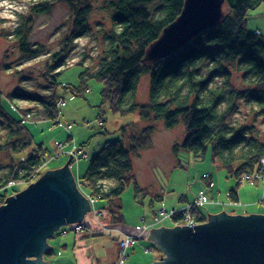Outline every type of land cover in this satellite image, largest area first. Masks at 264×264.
Returning a JSON list of instances; mask_svg holds the SVG:
<instances>
[{
    "label": "trees",
    "instance_id": "16d2710c",
    "mask_svg": "<svg viewBox=\"0 0 264 264\" xmlns=\"http://www.w3.org/2000/svg\"><path fill=\"white\" fill-rule=\"evenodd\" d=\"M91 1L42 0L20 15L13 29L15 44L29 52L27 40L34 17L51 13L58 4H64L69 12L60 47L47 56L41 73L45 91L34 93L21 87L5 96L0 90V117L7 120L4 137L0 138V206L19 191L18 182L32 180L44 163L41 145L24 153L33 144L26 122L57 118L56 102L61 98L55 91L57 77L66 69L64 60L74 41L90 30ZM262 2L223 0V15L216 25L203 29L174 53L149 59L147 48L177 18L184 0L105 1L110 25L103 30L95 68L90 71L77 62L85 68L79 83L63 87L74 95H83L88 91L86 81L94 78L102 83L101 103H107L113 113H135L139 118L120 126L121 139L105 141L78 178L88 194L106 201L110 223H123L120 196L126 185L132 182L135 193L140 192L134 180L132 157L150 146L157 122L166 129L178 123L184 125L182 140L171 147L174 154L184 150L202 159L210 149L212 159L235 180V187L228 191L233 199L238 196L240 175L260 166L264 131H259L254 121L264 118V37L246 28V18ZM30 52L31 57L36 56ZM233 70L240 74V85L234 83ZM143 75H148L147 98L140 101L137 91ZM14 96L31 100L33 105H11ZM242 107L245 117L233 120V114ZM98 115L104 122L102 109ZM70 164H74L73 160ZM10 182L15 184L9 186ZM202 207L194 211L195 220L201 223L206 222Z\"/></svg>",
    "mask_w": 264,
    "mask_h": 264
},
{
    "label": "rangeland",
    "instance_id": "374dc122",
    "mask_svg": "<svg viewBox=\"0 0 264 264\" xmlns=\"http://www.w3.org/2000/svg\"><path fill=\"white\" fill-rule=\"evenodd\" d=\"M41 1L0 0V90L5 96L20 90L21 87L26 88L24 91L32 90L34 93L46 89L43 87L45 84L41 73L45 70L47 56L60 47L61 37L68 25L69 12L66 6L58 4L51 13L34 17L27 40L29 52H23L13 39V29L19 24L20 15L26 14L32 5ZM105 1H91L90 30L74 41L65 57L63 67L66 69L57 77L58 86L55 91L66 103L56 102L59 110L57 118L26 122L33 144L24 153H30L33 147L41 145L44 164L32 180L16 184L19 191L37 181L47 170L60 168L66 163L68 156L61 153L57 146L59 142L64 144V152L75 145L81 147L87 155L74 164H69V170L77 181L79 176L85 173L89 159L100 150L105 141L121 139L118 132L120 126L139 121L135 113H113L107 103H101L102 83L94 78L86 81L88 91L83 95H74L63 87L64 84L77 85L80 73L85 70L84 66L90 71L95 68L96 56L101 52L103 44V30L108 29L110 25L109 13L104 9ZM246 28L259 30L264 36V2L249 11ZM30 51H34L36 56L31 57L33 55ZM79 61L84 66L77 64ZM234 83L241 84L240 74L235 71ZM147 88L148 75H143L137 91L140 101L146 100ZM14 103L21 107L33 105L31 100L19 96L13 97L10 104ZM100 109L104 112V122L98 115ZM245 115V108L242 107L241 111L234 113L232 117L233 120L242 121ZM0 118L2 140L7 120ZM254 124L259 131H264L262 116L258 117ZM67 125L71 127L69 130L64 128ZM99 130L101 133H98ZM184 132L182 123L166 129L161 122H157L151 135L150 146L132 157L134 180L140 192L135 193L132 182L128 183L122 192L120 199L123 223H110L105 209L106 201L88 194L84 188L79 189L84 196L88 194L94 198L90 203L96 208L97 214H94L92 209L85 213L80 222L84 227L82 232L74 233L73 230H68V224H64L61 229H67L65 234L57 230L48 238L49 250L52 252L43 254L44 264H114L122 233H134L138 236L136 242L128 249L129 258L125 259L123 264H151L153 261H161V257H164L163 249L147 237L151 228H173L177 218H166L153 223L155 211L159 208L176 209L187 202H193L198 190L206 188V175L211 176V185L206 189L210 202L201 209L206 221L207 213L217 214L222 210L233 215L264 214V198L259 179L240 183L236 191L243 206L229 207L226 194L235 187V180L227 176V171L218 161L212 159L210 149L202 159H196L189 151L180 150L176 154L172 152V145L182 140ZM82 142L85 144L80 146ZM13 184L15 183L10 182L9 186ZM192 218H195L194 213ZM98 223L105 228H98ZM141 225H147V228L138 231L137 227Z\"/></svg>",
    "mask_w": 264,
    "mask_h": 264
},
{
    "label": "water",
    "instance_id": "95a60500",
    "mask_svg": "<svg viewBox=\"0 0 264 264\" xmlns=\"http://www.w3.org/2000/svg\"><path fill=\"white\" fill-rule=\"evenodd\" d=\"M223 0H184L177 18L149 45L157 59L174 53L222 17ZM70 157L0 206V264H44L47 240L64 224L80 223L89 200L69 170ZM166 253L151 264H264V214L207 213L206 223L151 228L147 237Z\"/></svg>",
    "mask_w": 264,
    "mask_h": 264
},
{
    "label": "built area",
    "instance_id": "2783aa9c",
    "mask_svg": "<svg viewBox=\"0 0 264 264\" xmlns=\"http://www.w3.org/2000/svg\"><path fill=\"white\" fill-rule=\"evenodd\" d=\"M63 98V97H62ZM62 98H59L57 100V103L60 104H64V102L66 103V101ZM62 99V101H60ZM59 123V122H57ZM64 128L66 130H69L71 127L69 125L64 126ZM70 139H72V135H70ZM64 144L62 142H59L57 144L58 148L61 150V153H65L68 158L70 157V154L72 155L71 158L73 160V162H77L79 159L81 158H85L87 157L86 153L83 151V149L81 147H76L75 145H72L67 151L64 152L63 150V146ZM264 163V159H261V164ZM44 164V163H43ZM260 164V165H261ZM42 167V166H41ZM258 178H260L259 176H257V174H254L253 177H249L248 175H242L241 177V181H245V180H257ZM77 187L79 189L83 188V184H81L78 180L76 181ZM264 189V187H263ZM89 202H93V197L89 196L88 194L85 195ZM210 199L208 197V195L205 194V191L203 189H199L198 192L195 194V197L193 198V202H190L186 205H183L181 207H178L176 209H170V210H164V209H157V211H155V216L153 219V223H158L160 221H162L163 219L166 218H173L176 217L178 218V216L183 217H189L190 221L192 218V211L195 210L199 207L204 206L205 204L209 203ZM194 213V211H193ZM99 215V214H98ZM185 224V223H184ZM191 223H188L187 225H190ZM68 230H73L74 233H79L83 230V226L81 223H73V224H69ZM147 228V225H141L137 227L138 231H142L145 230ZM62 234H65L67 232V229H61L60 230ZM137 234H131V233H122L121 237L119 239V248H118V262L117 264H123L125 261V255L127 254V250L136 242L137 239Z\"/></svg>",
    "mask_w": 264,
    "mask_h": 264
},
{
    "label": "bare ground",
    "instance_id": "6f19581e",
    "mask_svg": "<svg viewBox=\"0 0 264 264\" xmlns=\"http://www.w3.org/2000/svg\"><path fill=\"white\" fill-rule=\"evenodd\" d=\"M222 11H223V9H221ZM249 13V12H248ZM219 22V21H218ZM217 22V23H218ZM216 23V24H217ZM215 24V25H216ZM210 28V27H209ZM205 29H207V28H205ZM252 31H254L256 34H259V35H262L261 34V32L259 31V30H252ZM263 36V35H262ZM264 37V36H263ZM261 159H264V155L260 158V160H259V164H261ZM254 174H257V176H259L260 178H258L260 181H261V185H262V195H263V198H264V189H263V187H264V163L263 164H261L255 171H253V172H250V173H243V174H241L240 175V177H239V184L240 183H244V182H247V181H254L253 179H251V180H245V181H241V177H242V175H248L250 178L251 177H253L254 176ZM205 178H208L207 180H206V184H208V183H211V176L210 175H206V176H204ZM253 183H255V182H253ZM205 184V185H206ZM204 191H205V194L206 195H208V193H207V190H205L204 188H202ZM206 189H208V186H206ZM226 196H227V199H228V202H227V205L229 206V207H238V206H243V204L239 201V199H238V197H237V199H233V198H231L230 196H229V193L227 192V194H226ZM208 197H209V195H208ZM210 199V198H209ZM261 201H262V199H261ZM220 204V203H219ZM89 205H90V208L92 209V211L94 212V214H97V210H96V208L94 207V205H92L91 203H89ZM192 214H193V211H192ZM230 215H233V214H230ZM194 216H196L195 215V213H194ZM75 223H77V222H75ZM185 223V224H184ZM188 223H191L190 225H188V226H191V227H193V225H196V224H201V222H197L196 220H195V218H191V221H190V219H189V217H181V216H178V218H177V222H176V225H179V226H182V225H187ZM202 223H206L205 221L204 222H202ZM69 224H73V223H69ZM68 224V225H69ZM102 224L101 223H98V228H100L101 230H103L105 227L104 226H101ZM63 225H61L57 230H61V227H62ZM83 226V225H82ZM83 229H84V227H83ZM83 231V230H82ZM81 231V232H82ZM118 248H119V241H118V245H117V258H116V261H115V263L114 264H117V262H118ZM50 251V250H49ZM50 252H52V251H50ZM127 252H128V250H127ZM164 257H166V253L164 252ZM125 258L127 259V258H129V254L127 253L126 255H125ZM164 258H162L161 260H163Z\"/></svg>",
    "mask_w": 264,
    "mask_h": 264
}]
</instances>
